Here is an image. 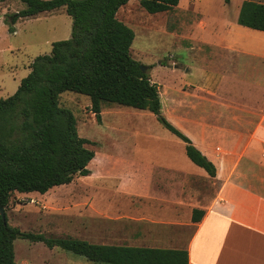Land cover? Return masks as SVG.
<instances>
[{
  "label": "crops",
  "instance_id": "0c3cea01",
  "mask_svg": "<svg viewBox=\"0 0 264 264\" xmlns=\"http://www.w3.org/2000/svg\"><path fill=\"white\" fill-rule=\"evenodd\" d=\"M244 1L236 4L234 19L209 20L200 36L191 37L189 49L200 58L201 70H207L200 82L183 86L177 73L184 67L177 64L168 81L151 78L162 113L214 163L216 177L196 166L185 143L168 130L172 136L162 138L142 134L136 126L132 131L141 139L118 154L127 163L123 179L93 178L73 194H50L71 182L46 194L27 195L12 203L14 227L99 246L184 250L188 264H264V193L242 181L255 178L248 174L250 166L264 167V32L238 24ZM247 58L253 61L247 63ZM159 65H150L155 76L166 72ZM214 67L217 76L208 71ZM246 67L252 69L260 94L235 102V75H243ZM193 68L186 69L190 77L199 72ZM224 92L234 96L230 100ZM95 159L86 177L94 175L90 166ZM206 183L212 184L210 189ZM194 209L204 211L200 222L192 220ZM14 251L16 264H104L27 239L15 240Z\"/></svg>",
  "mask_w": 264,
  "mask_h": 264
},
{
  "label": "trees",
  "instance_id": "16d2710c",
  "mask_svg": "<svg viewBox=\"0 0 264 264\" xmlns=\"http://www.w3.org/2000/svg\"><path fill=\"white\" fill-rule=\"evenodd\" d=\"M6 1L0 0V5ZM21 1L26 9L12 16L13 24L64 9L73 25L70 39L53 43L49 55L37 57L30 65L16 93L0 99V264H16L17 239L43 242L93 263L188 264L186 252L92 245L10 226L6 213L15 192L46 194L70 184L76 176L90 174L88 167L96 153L89 148L90 140L79 135L74 113L61 106L65 92L88 97L98 120L103 104L149 111L185 143L186 154L196 166L213 178L217 173L214 163L163 115L157 85L132 56L135 33L117 16L131 0ZM139 1L143 10L156 15L174 10L181 0ZM238 24L264 32V4L244 1ZM203 216V210L194 209L192 220L200 222Z\"/></svg>",
  "mask_w": 264,
  "mask_h": 264
},
{
  "label": "rangeland",
  "instance_id": "374dc122",
  "mask_svg": "<svg viewBox=\"0 0 264 264\" xmlns=\"http://www.w3.org/2000/svg\"><path fill=\"white\" fill-rule=\"evenodd\" d=\"M182 1L184 2L177 10L152 15L143 10L139 0H131L119 10L117 16L134 31L136 38L131 48L132 56L146 67L145 71H149L151 78L155 81L165 78L168 81L174 76L171 71L177 64L184 67L177 74L182 76L180 82L185 86L186 83L191 85L200 82L203 78L202 71H207L201 70L203 67L200 58L195 57V52L189 49L191 37L200 36L204 23L209 20L234 19L236 4L244 0H230L228 4L225 0ZM254 1L264 3V0ZM24 9L26 5L21 0H8L0 5V99L14 95L22 79L30 73V65L34 60L39 56L49 55L53 43L69 40L72 34L73 21L64 9L56 10L53 15L46 12L35 18H21L13 24L12 16ZM245 61L248 63L253 59L247 58ZM159 64L166 66L168 70L165 68L166 72L161 71L155 76L156 68H160ZM150 65L158 66L150 70ZM193 66L199 72L190 77L186 69L192 67V70H196ZM208 71L213 76L218 74L215 67ZM240 75H235V102H249L260 94L259 87L254 82L255 76L251 68L246 67V71ZM223 95L231 97L230 100L234 96L225 92ZM60 104L76 116L79 135L90 140L92 144L89 148L96 153V159L90 166L94 174L92 177L76 176L71 186L54 190L50 194L67 195L78 189L84 190L93 178L106 181L123 179L122 173L127 169V163L119 159L118 154L133 147L134 142L138 143L137 139H141L134 135L133 127L138 126L142 134L149 133L162 138L165 134L172 136L149 111L103 104L98 120L90 99L73 92L63 93ZM250 167L252 169H248V174L254 173L255 178L245 176L242 181L264 193V167L257 164ZM211 185L206 183L205 188L210 189ZM27 195L42 194L15 192L6 213L10 226L16 225V220L11 216L12 203L25 200Z\"/></svg>",
  "mask_w": 264,
  "mask_h": 264
},
{
  "label": "water",
  "instance_id": "95a60500",
  "mask_svg": "<svg viewBox=\"0 0 264 264\" xmlns=\"http://www.w3.org/2000/svg\"><path fill=\"white\" fill-rule=\"evenodd\" d=\"M141 68L143 69V70H145L146 69V67H144V66H141ZM1 216H2V219H3V221L5 222V212H4V209L2 208L1 209Z\"/></svg>",
  "mask_w": 264,
  "mask_h": 264
}]
</instances>
